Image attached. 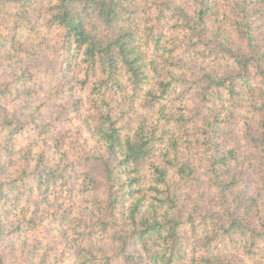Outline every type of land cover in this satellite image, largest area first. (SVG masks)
<instances>
[{
    "label": "trees",
    "instance_id": "obj_1",
    "mask_svg": "<svg viewBox=\"0 0 264 264\" xmlns=\"http://www.w3.org/2000/svg\"><path fill=\"white\" fill-rule=\"evenodd\" d=\"M0 264H264V0H0Z\"/></svg>",
    "mask_w": 264,
    "mask_h": 264
}]
</instances>
